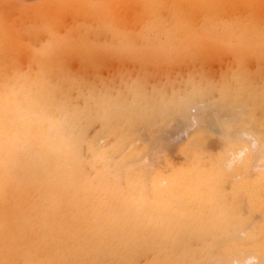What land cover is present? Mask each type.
Returning <instances> with one entry per match:
<instances>
[{
	"label": "bare ground",
	"instance_id": "6f19581e",
	"mask_svg": "<svg viewBox=\"0 0 264 264\" xmlns=\"http://www.w3.org/2000/svg\"><path fill=\"white\" fill-rule=\"evenodd\" d=\"M8 2L0 264H264V0L137 1L134 30L118 0L27 25ZM187 127L178 165L163 136Z\"/></svg>",
	"mask_w": 264,
	"mask_h": 264
},
{
	"label": "rangeland",
	"instance_id": "374dc122",
	"mask_svg": "<svg viewBox=\"0 0 264 264\" xmlns=\"http://www.w3.org/2000/svg\"><path fill=\"white\" fill-rule=\"evenodd\" d=\"M9 1H11L10 3L8 2V5H9V7H10V9H9V12H8V17L10 16V17H12L14 14H16V12H19V13H21L23 16V20H25V22L22 20V22L23 23H25L26 25H27V23H28V21L29 20H31V17L33 16V14H35V13H38L39 11L41 12V9L43 8V9H45L46 10V7L47 8H49V7H51V6H53V5H55V4H63L64 2H65V0H9ZM46 1V2H45ZM106 1H108V2H106ZM110 1H112V0H88V2H89V4L91 5V6H93L94 5V8H93V10H94V12L97 10V8L100 6V8L103 10L104 9V7L106 6V8H108V6L110 7V6H112L113 4H116V1L117 0H113V3H111ZM119 1V4H120V6H118V2H117V4L115 5V6H118L119 7V9L117 8L116 10L114 9L115 8V6L113 5V7L111 8V9H114V10H112V11H114L115 12V14L117 15L118 13L117 12H121V17L123 16L124 18H121V19H119L120 18V15H118V19L117 18H115L116 16H114L113 14H111L110 16H112V18H113V16H114V18L115 19H117V20H115L114 18V22L115 23H117V21H120V23L118 22L117 24H115L116 26V28H118V29H123V30H134L135 28L137 29L138 28V24H137V22L139 21V19H138V21H136V23L134 22L135 21V19L134 18H140L139 17V15L141 14L142 15V13L141 12H143V6H144V4L142 5V8H139V6L138 5H136L135 6V4H138V2L137 1H140L139 3V5H140V7H141V2H145V0H131V1H129V3H127L128 1L127 0H124V1H122V0H118ZM121 1V2H120ZM136 1V2H135ZM147 1V0H146ZM156 1V0H155ZM161 0H157V2H156V4L159 6L160 4H161V2H160ZM16 2V3H15ZM50 3V6L48 5V3ZM133 2H135L134 4H133ZM103 3V4H102ZM107 3V4H106ZM109 3H111L110 5H108ZM132 3V4H131ZM44 4V5H43ZM100 4V5H99ZM106 4V5H105ZM122 4V5H121ZM126 4V5H125ZM20 5V6H19ZM22 5V6H21ZM37 5V6H36ZM44 7H43V6ZM49 7H48V6ZM104 5V6H103ZM133 5V6H132ZM18 6V7H17ZM36 6V7H35ZM42 6V7H41ZM124 6H128V9H126V11H124ZM29 7H31V8H29ZM34 7V9H32ZM123 9H122V8ZM137 9H136V8ZM29 8V9H28ZM133 8V9H132ZM135 8V9H134ZM28 9V10H27ZM96 9V10H95ZM99 9V8H98ZM109 9V8H108ZM122 9V10H121ZM139 9V10H138ZM141 9V10H140ZM33 10V11H32ZM39 10V11H38ZM120 10V11H119ZM135 10H137V12H139V11H141V12H139V15L137 16V12H135ZM26 11H28V13L26 12ZM44 11V10H43ZM98 11H100V13H102L101 12V10H98ZM103 11H105V12H103V14L105 13V15H106V13L108 14V16H109V13H112V11L109 9V10H107V11H109V13L106 11V10H103ZM111 11V12H110ZM122 11H124V13H127V14H124V13H122ZM131 11H132V15L133 14H136V16H134V18H133V21L131 22V19H132V17H130V22H131V25H130V22H129V24H128V21H129V15H131L130 13H131ZM26 12V13H25ZM30 13V14H29ZM129 13V14H128ZM128 15V17L126 16H124V15ZM140 15V16H141ZM110 16H109V18H110ZM198 16H200V15H198ZM87 16H82V18H84V19H82L81 18V16L80 17H74V16H72V17H69V16H62V18H61V22L64 20L65 21V19H66V22H62V25H63V27H64V29H62V25H61V27H60V30H65V29H67V28H69V26H71V23H80V22H89L90 20H91V17L90 16H88V18H86ZM79 18H81V21L79 20ZM128 18V20H125V19H127ZM201 17H199L197 20H199ZM77 20L78 19V21L77 22H75V20ZM112 19V20H113ZM259 19V18H258ZM258 19H257V21H258ZM74 22H73V21ZM110 20L111 19H108V21H107V19H106V21L108 22V23H110ZM111 20V21H112ZM141 20V19H140ZM196 20V21H197ZM224 20V19H223ZM71 21V23L70 24H68L69 22ZM123 21V22H122ZM124 22H125V24H124ZM134 22V23H133ZM132 23H133V26H132ZM66 24H68V26L66 25ZM72 24V25H73ZM110 24H112V23H110ZM127 24V25H126ZM135 24H137V25H135ZM92 24L89 22V29H91L92 28V26H91ZM123 25L125 26L124 28H123ZM67 26V27H66ZM128 26V27H127ZM127 27V28H126ZM133 27H134V29H133ZM130 28V29H129ZM128 67H127V71H130V72H133L134 73V66H132V65H127ZM131 66V67H130ZM212 67L214 68H212V70H214V71H217L218 70V65L217 64H213L212 65ZM131 68V69H130ZM177 68H179L180 70H182V69H184V70H182V71H184L185 73H182L181 74V72H179V70L177 69ZM174 67L173 69H174V71H169V72H171L170 74H168V75H170L169 77L170 78H173L174 76L175 77H178V76H181V75H184V74H186V72L188 71V70H186L185 69V67ZM106 69V70H105ZM216 69V70H215ZM172 70V69H171ZM178 70V71H177ZM105 72H106V74H105ZM114 72H115V69L114 68H112V66H110V65H108V66H106L105 68H102V73L103 74H105V75H108L109 77H111L113 74H114ZM174 72V73H173ZM176 72H179V73H177V76L175 75V73ZM110 74V75H109ZM174 76H173V75ZM179 74H181V75H179ZM171 75L173 76V77H171ZM108 76H106V77H108ZM108 77V78H109ZM154 78H157L156 76H153L152 77V79H154ZM184 129H186V130H182V131H179L178 132V130L176 131V129H175V131L174 130H171V131H169L168 132V134L166 133L164 136H163V142H164V146H165V153H166V155H168L167 157L168 158H170L169 159V161L170 162H173V163H176V164H178V165H181V164H183L184 162H185V156H184V154H183V152L181 151V149H182V147L186 144V142H187V140L191 137V134L193 133V127H189V129H188V127L187 128H184ZM183 131H186V132H184V133H182ZM175 133V134H174ZM182 133V134H181ZM186 136H185V135ZM179 136H181V138L179 137ZM172 139H171V138ZM174 137V138H173ZM189 137V138H188ZM170 138V139H169ZM179 138V139H178ZM167 140V141H166ZM169 141H171V142H169ZM216 148V149H215ZM220 148L218 147V145H217V147H212L211 148V151L212 152H210L209 153V156H210V158L212 157L213 158V156L215 155V153H217L218 152V150H219ZM215 151V152H214ZM180 152H182V153H180ZM211 153H214V154H211ZM179 155V156H178ZM177 157V159L175 158L174 159V157ZM179 157V158H178ZM172 158V159H171Z\"/></svg>",
	"mask_w": 264,
	"mask_h": 264
}]
</instances>
